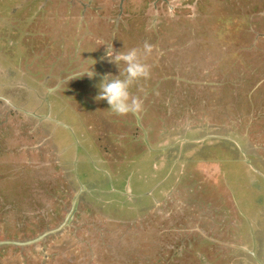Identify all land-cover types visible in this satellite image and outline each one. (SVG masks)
Here are the masks:
<instances>
[{
    "label": "rangeland",
    "instance_id": "obj_1",
    "mask_svg": "<svg viewBox=\"0 0 264 264\" xmlns=\"http://www.w3.org/2000/svg\"><path fill=\"white\" fill-rule=\"evenodd\" d=\"M145 43L165 74L131 87L140 113L115 114L96 99L119 74L105 45ZM93 64L95 79L82 76ZM0 68L26 85L14 104L56 117L69 101L79 116L59 119L74 131L48 127L0 101V241L59 227L81 182L121 172L131 184L115 198L85 190L65 229L0 245V264H264V0H0ZM159 81L170 90L153 100Z\"/></svg>",
    "mask_w": 264,
    "mask_h": 264
},
{
    "label": "clouds",
    "instance_id": "obj_2",
    "mask_svg": "<svg viewBox=\"0 0 264 264\" xmlns=\"http://www.w3.org/2000/svg\"><path fill=\"white\" fill-rule=\"evenodd\" d=\"M106 46L105 57L109 62L115 63L119 68V74L112 73L104 74L103 78L98 83L97 100L106 101L110 106L109 109L118 115H127L129 113L138 114L143 109V100L140 96H133L130 91L133 84L141 79H148L151 75V66L145 63L143 56L149 55L153 51L151 44L145 43L143 48H131L127 51L116 50L113 46ZM121 62L125 65L123 70L120 67ZM96 64V63H95ZM93 64L89 69L81 73L89 78L95 79L96 72ZM0 97H3L0 95ZM12 103H14L12 101ZM13 106V104H11ZM15 109L16 107L13 106ZM18 109V108H17ZM25 112V111H24ZM26 113V112H25ZM33 116V115H32ZM35 117V116H34ZM111 173V172H110ZM114 179V175L111 174ZM128 180V178L126 177ZM110 185L111 180L109 176ZM115 183V180H114ZM129 183V180H128ZM131 185H128V192ZM159 187V186H157ZM95 190V188H90ZM152 192V191H151ZM150 192V193H151ZM119 193V192H118Z\"/></svg>",
    "mask_w": 264,
    "mask_h": 264
},
{
    "label": "flooded vegetation",
    "instance_id": "obj_3",
    "mask_svg": "<svg viewBox=\"0 0 264 264\" xmlns=\"http://www.w3.org/2000/svg\"><path fill=\"white\" fill-rule=\"evenodd\" d=\"M161 64H162V66H164V71H165V69H170V67H169V64L168 63H166V62H161ZM171 65V64H170ZM151 66V69L153 70L154 68H153V66L152 65H150ZM0 72H1V74H3V75H8V74H10V73H8V70L7 69H4V68H0ZM22 73H23V76H24V78H21L23 81H24V83L26 82V80H27V78H28V75L25 73V72H23V70H22ZM174 73V72H173ZM173 73H172V71L171 72H169V73H167L166 75H170L169 77H167L166 79L167 80H171V78H173L174 76H173ZM0 74V95H2L3 97H0V101H2V103L4 104V105H9V106H12L11 105V103L9 102V100H11V101H13V99L12 98H14V99H17V100H20L21 99V95H22V92H21V89H23L26 85H23L22 83H20V77H16L15 75V77L13 78V79H9V77H8V80L7 79H5L4 77H2V75ZM160 74H165V72L163 73V71H154V72H152L151 71V75H153V76H159ZM150 75V76H151ZM6 80V81H5ZM46 81H49V79L48 80H46ZM153 81H155L154 80V77H153ZM158 82V81H157ZM159 83L164 87V89H161L160 91H159V93H156V94H154V91H153V89L152 88H148V93H150L149 95L150 96H152L153 97V100H155V97L157 98V96L160 94V92H162V93H164L165 94V92L164 91H166L167 93L169 92V90H170V88L164 83V82H162V81H159ZM10 86H14V87H17L16 89H13L11 92H9L8 91V94L6 93V91L4 90L5 89V87H10ZM44 86V85H43ZM45 87V86H44ZM171 90H172V88H171ZM12 94V95H11ZM169 94H171V92L169 93ZM58 95H60V94H58ZM167 97V96H166ZM40 100H42L43 98L42 97H40L39 98ZM27 102H29V100H27ZM154 101H152L151 103H153ZM67 103L69 104V101L68 102H65V103H63V105L59 108L60 109V111H59V113L58 114H56L57 115V117L60 119V117H63L64 115H65V113L66 112H68L69 114L70 113H72V115L71 116H73V115H76V109L72 106V109H69V108H67ZM44 105V104H43ZM43 105L41 106V107H43ZM69 105H71V104H69ZM20 106H22V107H25V106H23V105H20ZM13 107V106H12ZM37 108H39V107H37ZM15 109H17V108H15ZM156 109H157V111H158V113L159 114H161L162 115V112L160 111V109L159 108H157V106H156ZM18 111H22V112H24L23 110H21V109H17ZM67 110V111H66ZM57 112V111H56ZM25 113V112H24ZM26 115H27V113H25ZM69 117L70 119L72 118V117ZM77 116V115H76ZM67 117V116H66ZM65 117V118H66ZM77 117H79V116H77ZM68 118V117H67ZM167 139H169V140H171V138L170 137H168ZM186 140H188V139H186ZM190 144H191V142H189ZM158 145H159V143H158ZM89 157H91V155L89 154ZM97 176H95L94 178H96ZM94 186V185H93ZM96 186V185H95ZM91 187V188H95V190H96V187ZM124 191H126V192H128V190H127V185H124ZM90 191H94V190H90ZM159 191H160V193L161 194H163L164 192L163 191H165V189L163 188V187H159ZM109 193H111V191H108ZM88 193H89V191H88ZM90 193H93V192H90ZM94 194V193H93ZM111 195V194H110ZM113 195V194H112ZM120 195L122 196L123 195V193L121 192L120 193ZM123 202H127V201H123ZM128 202L129 203H133L134 202V200H128ZM135 204V203H134ZM135 208V207H134ZM258 244H260V243H255L254 242V240H253V245L255 246V247H253V248H258L259 247V245ZM249 253H250V255L252 256V258H254L256 255L254 254V252H252V251H249ZM255 259V258H254ZM255 262H256V264H260L259 262H257L256 260H255Z\"/></svg>",
    "mask_w": 264,
    "mask_h": 264
},
{
    "label": "water",
    "instance_id": "obj_4",
    "mask_svg": "<svg viewBox=\"0 0 264 264\" xmlns=\"http://www.w3.org/2000/svg\"><path fill=\"white\" fill-rule=\"evenodd\" d=\"M65 80L66 79L60 81V83H58L55 87L50 88L49 89V94H51L54 91H56L60 87L61 83L63 81H65ZM9 102L11 104H13L14 107H16L18 109H21V110L25 111L26 113L37 117L40 120H46V119L48 120V119H50V120H53V121H55L57 123H61V124L65 125V126L69 127V125H67V124L63 123L61 120H59L57 115H56V117H53L50 113H48V114H45V113L39 114V113H36V111H33L31 109H27L25 107L18 106L16 104L12 103L11 100H9ZM69 128H71V127H69ZM71 129L73 130V128H71ZM146 140L148 142V146L151 147L148 138H146ZM109 176H110L111 184L113 185V187H115L114 186L115 185L114 179H113V176L111 175V173L109 174ZM81 185H82V187H80L79 191L76 193V195L74 197L73 205H72L71 210L69 211L65 221L59 227L54 228V229H50V230L46 231L45 233H43L42 235H40V236H38V237H36L35 239H32V240H28V241L5 240V241H0V245H4V244H17V245H22V246L23 245H28L30 243L32 244V243H36V242H38L40 240H43L48 235L58 233L59 231L65 229L70 224L75 212L77 211V208H78L79 202L81 201L83 192L85 190L90 191L89 187L87 188L82 182H81ZM129 185H130V183H129ZM113 189L116 190V188H113ZM129 190L131 191V187L129 188Z\"/></svg>",
    "mask_w": 264,
    "mask_h": 264
},
{
    "label": "trees",
    "instance_id": "obj_5",
    "mask_svg": "<svg viewBox=\"0 0 264 264\" xmlns=\"http://www.w3.org/2000/svg\"><path fill=\"white\" fill-rule=\"evenodd\" d=\"M21 71V70H20ZM16 77H19V74L18 75H16ZM32 79L35 81V82H37V84L38 85H40L41 86V88L43 89V90H45V92H46V90H47V88L46 87H44L45 85H46V83H47V81L46 80H48V78L47 77H45L44 75L43 76H39V75H37V74H35L34 76H32ZM14 80V79H13ZM44 85V86H43ZM190 87V86H189ZM193 87V86H192ZM196 86H194V88H195ZM208 87V86H207ZM17 87H14V86H10V87H5V91H6V93L8 94V91L9 92H11L13 89H16ZM208 88H212L213 89V87H208ZM190 89V88H189ZM195 89H197V88H195ZM223 89V88H222ZM190 91H192V89L190 90ZM12 95V94H11ZM211 96V95H210ZM17 102H18V100H16ZM212 101V100H211ZM11 107V106H10ZM12 109H14L13 107H11ZM30 109L31 110H34L35 108H31L30 107ZM15 110V112H19V113H21V114H24V115H26L24 112H22V111H16V109H14ZM42 111H46V110H43V108L41 109ZM31 120L33 121V120H35V121H38V118H35L34 116H32L31 115ZM47 121L48 120H46L45 121V125H47L48 127L50 126L48 123H47ZM68 131H69V129H68ZM78 132H79V134H80V137H82V138H86V135H85V133H84V131L82 130V128L79 126V128H78ZM56 139V136L54 137V138H52V141L54 142H56L57 144H59L58 143V141H56L55 140ZM88 144L90 145L91 144V139H89V141H84V145L89 149V147H88ZM119 172H120V170H118ZM124 175V174H123ZM114 180H115V184L116 185H118V187H123L124 185H125V180H126V178L125 179H123L122 178V174H121V172H120V174H119V176L117 175V173L115 172V175H114ZM94 184L97 186V185H101V186H107L106 188H109L110 187V181H109V178H108V176L106 177L105 175H104V173H102V175H101V178L99 179L98 178V176L95 178V181H94ZM88 194V193H87ZM114 198L115 197H120V193H116V194H114V193H110Z\"/></svg>",
    "mask_w": 264,
    "mask_h": 264
},
{
    "label": "crops",
    "instance_id": "obj_6",
    "mask_svg": "<svg viewBox=\"0 0 264 264\" xmlns=\"http://www.w3.org/2000/svg\"><path fill=\"white\" fill-rule=\"evenodd\" d=\"M155 149H156V148H155ZM156 150H157V149H156ZM126 183H127L126 185H127V189H128V185H129V183H128V180H127V179H126ZM130 185H131V184H130ZM130 185H129V186H130ZM114 186H115V188H117L119 191H121V192L123 191V187H118V185H114ZM116 186H117V187H116ZM113 188H114L113 185H110L108 191H114ZM156 188H157V187H156ZM156 188H155V189H156ZM124 190H125V189H124ZM186 191H187V190H186ZM146 192H147V191H146ZM146 192H144V193H146ZM184 195H186V193H184ZM154 198H155V195H154ZM159 198H160V197H159ZM160 199H161V198H160Z\"/></svg>",
    "mask_w": 264,
    "mask_h": 264
},
{
    "label": "bare ground",
    "instance_id": "obj_7",
    "mask_svg": "<svg viewBox=\"0 0 264 264\" xmlns=\"http://www.w3.org/2000/svg\"><path fill=\"white\" fill-rule=\"evenodd\" d=\"M173 29V28H172Z\"/></svg>",
    "mask_w": 264,
    "mask_h": 264
}]
</instances>
